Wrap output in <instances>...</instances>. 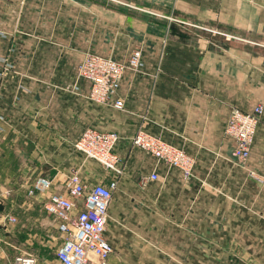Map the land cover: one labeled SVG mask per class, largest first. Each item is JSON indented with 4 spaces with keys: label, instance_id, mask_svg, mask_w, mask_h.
Wrapping results in <instances>:
<instances>
[{
    "label": "crops",
    "instance_id": "obj_1",
    "mask_svg": "<svg viewBox=\"0 0 264 264\" xmlns=\"http://www.w3.org/2000/svg\"><path fill=\"white\" fill-rule=\"evenodd\" d=\"M0 31L1 194L52 191L76 170L91 185L115 179L110 264H264V0H20L0 9ZM134 50L143 68L123 75L124 108L90 101L85 55ZM256 104L241 165L224 130L232 109ZM85 129L118 135L120 175L73 148ZM138 132L193 157L194 178L133 146Z\"/></svg>",
    "mask_w": 264,
    "mask_h": 264
},
{
    "label": "built area",
    "instance_id": "obj_2",
    "mask_svg": "<svg viewBox=\"0 0 264 264\" xmlns=\"http://www.w3.org/2000/svg\"><path fill=\"white\" fill-rule=\"evenodd\" d=\"M0 63L3 70L11 68L4 59H0ZM142 68L140 50L132 51L125 62L97 54H87L77 66V76L90 85L87 94L90 101L122 110L123 101L117 99L116 94L123 75L126 71L138 73ZM262 113L261 104H256L249 112L235 108L229 113L224 135L233 141L231 155L241 165H245L250 156V148ZM118 140L115 132L85 129L73 148L86 160L98 163L116 176L122 172L121 160L114 153ZM131 143L150 154L157 163L178 170L184 181L189 182L194 178L195 160L183 150L159 137L143 132L135 134ZM148 179L152 181L158 179L155 170ZM116 186L115 179L108 184H88L76 170L69 174L63 186L55 187L52 191L45 183L30 188L29 196L35 193L37 195L49 193L42 205L44 211L54 219L57 232L63 237L55 252V259L59 264H110L109 257L113 249L104 238V232L108 220L107 209ZM3 201L4 195L0 193V206ZM16 223V216L7 213L0 222V230ZM2 243L0 233V256L3 254ZM3 264H37V261L30 255L20 254L10 261H3Z\"/></svg>",
    "mask_w": 264,
    "mask_h": 264
},
{
    "label": "rangeland",
    "instance_id": "obj_3",
    "mask_svg": "<svg viewBox=\"0 0 264 264\" xmlns=\"http://www.w3.org/2000/svg\"><path fill=\"white\" fill-rule=\"evenodd\" d=\"M19 1L0 0V9L7 17L8 5ZM4 34L0 31V39ZM4 60L6 63L8 62L5 57ZM83 158L85 157L83 156ZM87 162L95 163L92 160H87ZM30 188L13 189L14 193L13 190L1 191L4 201L0 206V222L5 214L11 213L16 216L17 223L0 230L3 242L0 264H3V261H10L14 256L20 254L34 257L37 264H59L55 259V252L63 237L57 232L54 219L43 209L42 204L46 195L35 193V195L29 196Z\"/></svg>",
    "mask_w": 264,
    "mask_h": 264
}]
</instances>
